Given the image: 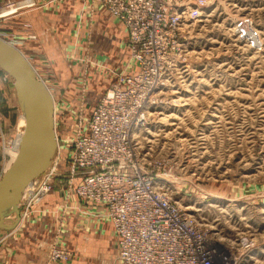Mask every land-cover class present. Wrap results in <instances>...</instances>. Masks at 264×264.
I'll use <instances>...</instances> for the list:
<instances>
[{"label": "rangeland", "instance_id": "rangeland-1", "mask_svg": "<svg viewBox=\"0 0 264 264\" xmlns=\"http://www.w3.org/2000/svg\"><path fill=\"white\" fill-rule=\"evenodd\" d=\"M80 3L85 14L75 15L76 35L61 51L67 67H49L50 60L46 67H33L10 35L0 36L27 59L54 104L57 169L51 173L49 166L35 178L38 184L44 182L43 189L19 206L18 232L13 234L17 226L0 230L2 244L16 240L21 229L41 226L50 246L45 259L34 264L72 261L50 260L55 247L73 253L63 245L69 214H81L87 228L97 221L110 223L108 218L93 221L88 204L73 197L67 156L75 128L85 124L114 78L135 71L136 63L124 27L106 9L89 0ZM206 5L180 31L172 53L176 64L164 67L167 88L154 92L148 123L134 132L132 142L150 161L147 168L156 182L206 231L210 247L231 254V264H264V0H206ZM36 7L33 0H5L0 15ZM244 20L252 21L260 34L256 48L238 36L237 25ZM24 27L30 30L28 23ZM22 114L14 80L0 69V177L12 161ZM52 194L61 199L57 205L47 200ZM108 248L101 244L96 252L102 254L99 264H106L103 259L112 264ZM0 249V264H14L15 249L6 243Z\"/></svg>", "mask_w": 264, "mask_h": 264}, {"label": "built area", "instance_id": "built-area-1", "mask_svg": "<svg viewBox=\"0 0 264 264\" xmlns=\"http://www.w3.org/2000/svg\"><path fill=\"white\" fill-rule=\"evenodd\" d=\"M89 1L106 9L124 27L136 70L117 75L85 124L73 131L66 166L70 192L89 207L104 210L121 264H231V254L210 247L195 217L156 182V175L147 168L150 161L132 142L134 132L148 123V103L154 92L167 88L164 67L176 64L172 53L180 31L187 21L200 16L206 0ZM236 30L251 48L260 45L252 21H241ZM53 157L51 173L59 161L55 153ZM36 180L29 184L28 195L42 188L44 182ZM55 248L52 261L67 262L74 257L68 250Z\"/></svg>", "mask_w": 264, "mask_h": 264}, {"label": "crops", "instance_id": "crops-1", "mask_svg": "<svg viewBox=\"0 0 264 264\" xmlns=\"http://www.w3.org/2000/svg\"><path fill=\"white\" fill-rule=\"evenodd\" d=\"M18 1L20 0H11L13 3ZM33 1L37 4L36 9L18 11L11 15L5 14L9 10H6L7 12L2 11L4 14L0 15V36L10 35V41H14V45L21 49L28 60L32 62L33 67H46L48 60L51 61L49 67H67L65 63H62L61 51L65 48L64 46L69 45L68 42L76 35L75 15H83L84 13L80 11V0ZM4 5L5 0H0V9ZM12 9L14 10V8ZM9 12H11V9ZM25 23L30 26L29 31L25 29ZM92 52L94 53V49ZM24 119V116L21 115L19 125ZM15 158L12 155V161L7 164L6 169ZM28 190L29 187L24 191L21 203L26 199ZM49 199L55 200V204L60 203L61 200L55 194L50 195L47 200ZM47 200L44 202L45 206L48 204ZM89 209L93 221L104 218L102 208L89 207ZM81 217L82 215L79 213H71L66 218L67 227L64 230L63 240L65 243L63 245L65 244L74 253V257L69 264H86L88 262L89 264H94V262L99 264L98 257L102 254H96V252L100 250L101 244L111 247L112 264H117L115 239L110 223L107 221L99 225L97 221L93 224L94 228H87V226L84 227V220ZM21 226L20 224L17 225L14 229V235ZM21 230V235L16 240L12 238L8 242H3L15 249L13 263L34 264L37 260L41 263L45 259L50 246L49 240L44 238L46 237V234L44 236V229L41 226H39V229L35 226H28L26 229ZM2 244H0V247H2ZM60 244L62 245V243ZM103 260L102 263L109 264L110 262V259Z\"/></svg>", "mask_w": 264, "mask_h": 264}, {"label": "water", "instance_id": "water-1", "mask_svg": "<svg viewBox=\"0 0 264 264\" xmlns=\"http://www.w3.org/2000/svg\"><path fill=\"white\" fill-rule=\"evenodd\" d=\"M0 69L14 80L26 117L16 158L0 177V230H10L19 223V203L25 188L48 168L57 143L51 95L27 59L1 38Z\"/></svg>", "mask_w": 264, "mask_h": 264}, {"label": "bare ground", "instance_id": "bare-ground-1", "mask_svg": "<svg viewBox=\"0 0 264 264\" xmlns=\"http://www.w3.org/2000/svg\"><path fill=\"white\" fill-rule=\"evenodd\" d=\"M11 11H13V9H11ZM5 12H7V11H5ZM10 44V43H9ZM11 45V44H10ZM25 58V57H24ZM26 59V58H25ZM36 74V73H35ZM37 79H38V77H37ZM38 80H40V79H38ZM41 81V80H40ZM42 82V81H41ZM46 86V85H45ZM47 91L49 92V90H48V88H47ZM49 94L51 95V93L49 92ZM53 106H54V104H53ZM23 116H24V120L20 123V125H19V129H18V136H17V138L15 139V142L13 141V143L12 144H14V146H12V148H11V150L10 151H12V154L10 155V156H14V157H16V155H17V153H18V150H19V145H20V143H21V141H22V138H23V133H24V128H25V123H26V117H25V114L23 113L22 114ZM56 137V136H55ZM56 143H57V141H56ZM5 146V145H4ZM9 149V148H8ZM57 151V146H56V149H55V152ZM7 152V151H6ZM11 153V152H10ZM8 154V153H7ZM6 155V154H5ZM52 160H53V158H52ZM51 160V161H52ZM9 162V161H8ZM12 164V163H11ZM9 168V167H8ZM7 168V169H8ZM5 169V168H4ZM6 169V170H7ZM31 183V182H30ZM29 183V184H30ZM28 184V185H29ZM29 187V190H28V192H30L31 190H32V188H31V186L29 185L28 186ZM28 187H26L25 188V190L28 188ZM24 190V191H25ZM23 194H24V192H23ZM27 196H28V193H27ZM27 198V197H26ZM32 200V199H31ZM20 202H21V200H20ZM20 206V205H19ZM28 206H29V204H28Z\"/></svg>", "mask_w": 264, "mask_h": 264}]
</instances>
